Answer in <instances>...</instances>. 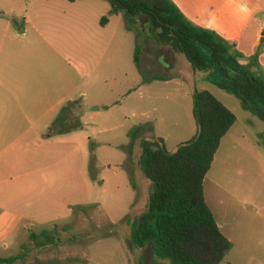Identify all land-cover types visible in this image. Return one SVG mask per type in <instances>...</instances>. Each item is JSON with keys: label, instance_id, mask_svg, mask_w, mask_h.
<instances>
[{"label": "rangeland", "instance_id": "374dc122", "mask_svg": "<svg viewBox=\"0 0 264 264\" xmlns=\"http://www.w3.org/2000/svg\"><path fill=\"white\" fill-rule=\"evenodd\" d=\"M260 5L264 9V0ZM111 6L109 0H0V59L15 52L17 59L32 60L34 72L79 75L80 113L66 111L65 120L51 131L80 125L81 135L93 139L78 141L72 149L59 144L67 170L73 156L76 169L80 158L78 175L75 171L74 178L67 174L59 178L64 199L76 204L70 219L48 228L59 230V241L38 248L29 236L21 243L14 235L0 242V257L26 251V259L15 264H154L150 247L137 249L130 242L153 182L140 165L143 136L131 141L129 132L151 121L144 124L145 136H159L168 150H175L197 130L191 97L195 88L211 91L237 117L205 178L207 201L217 221L258 220L259 226L252 228L257 241L264 242V120L218 86L222 79L218 69L194 70L183 54L158 43L145 15L132 22L125 12L109 15ZM263 13L258 18L260 43H254L257 34L250 23L236 49L243 64L258 55L264 72ZM103 16L110 19L106 25L101 23ZM9 22L26 28L21 31L25 33L13 38L6 31ZM137 46L141 69L134 63ZM156 74L176 77L143 83L144 76ZM47 146L51 150V142ZM40 228L31 229L39 233Z\"/></svg>", "mask_w": 264, "mask_h": 264}, {"label": "trees", "instance_id": "16d2710c", "mask_svg": "<svg viewBox=\"0 0 264 264\" xmlns=\"http://www.w3.org/2000/svg\"><path fill=\"white\" fill-rule=\"evenodd\" d=\"M109 1V15L125 12L132 22L145 15L157 33L158 43L183 54L194 70L218 69L222 76L218 86L238 97L245 110L264 120V72L258 55L248 64L241 63L243 55L235 44L214 30L193 25L170 0ZM108 21L109 17L103 16L101 23L106 25ZM140 53L137 46L134 63L139 69ZM144 79L149 82L166 77L156 74ZM192 99L198 131L175 151L168 150L162 138L152 133V138L145 136L148 131L144 125H136L129 132L131 141L143 136L140 165L153 182L147 208L133 226L130 242L137 249L150 247L154 264H221L233 247L206 200L204 182L237 117L207 89L195 88ZM63 120L62 114L58 121ZM59 236V230L54 228L31 232L29 238L41 248L57 243ZM26 256L25 251L0 257V264H15Z\"/></svg>", "mask_w": 264, "mask_h": 264}, {"label": "crops", "instance_id": "0c3cea01", "mask_svg": "<svg viewBox=\"0 0 264 264\" xmlns=\"http://www.w3.org/2000/svg\"><path fill=\"white\" fill-rule=\"evenodd\" d=\"M170 1L193 25L214 30L235 45L246 25L251 23L252 31L257 34L254 43H260L262 36L258 18L264 12L260 5L262 0ZM23 28L9 22L6 31L12 33L13 38H20L25 33H21L26 29ZM13 55L15 52L6 59H0V242L16 235L22 243L32 232V227L40 226L41 230L56 227L73 215L76 204L71 199H64L59 178H65L66 174L74 178L75 171L78 175L80 158L76 169L73 156L72 166L67 170L64 164L66 156L63 149H59V144H67L72 149L78 141L86 143L93 139L81 135V127L78 126L51 131L56 122H61L58 118L66 111L80 113L77 110L80 108L78 99L81 94L77 90L80 76L72 73L68 76L40 74L34 72L31 59H17ZM162 76L166 79L153 81L167 82L176 77ZM153 81L146 82L143 78V83ZM192 94L193 91L191 97ZM195 126L197 130L188 140L198 131L196 121ZM50 142L51 150L47 146ZM217 223L233 245L221 264H264L261 251L264 250V242L257 241L258 235L252 228L259 226L258 220L222 219Z\"/></svg>", "mask_w": 264, "mask_h": 264}]
</instances>
